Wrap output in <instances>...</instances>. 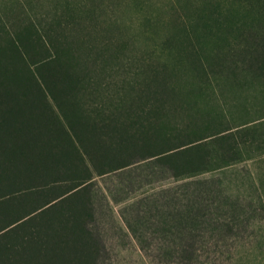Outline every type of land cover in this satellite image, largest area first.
Returning <instances> with one entry per match:
<instances>
[{
    "label": "trees",
    "instance_id": "obj_1",
    "mask_svg": "<svg viewBox=\"0 0 264 264\" xmlns=\"http://www.w3.org/2000/svg\"><path fill=\"white\" fill-rule=\"evenodd\" d=\"M215 2L242 6L264 23V0ZM91 3L56 5L23 19L0 13V264H99L104 245L91 224L103 180L96 178L153 161L183 181L264 158L236 138L264 141L257 133L264 112L219 121L210 133L203 115L178 114L196 99L210 107L205 113H223L219 97L230 112L259 102L264 30L241 26L233 40L215 36L224 44L189 49L177 40L186 27L176 21L158 53L136 66L93 68L87 62L102 52L77 38L78 12L92 16ZM259 174L262 184L264 169ZM189 249L176 244L163 254Z\"/></svg>",
    "mask_w": 264,
    "mask_h": 264
},
{
    "label": "rangeland",
    "instance_id": "obj_2",
    "mask_svg": "<svg viewBox=\"0 0 264 264\" xmlns=\"http://www.w3.org/2000/svg\"><path fill=\"white\" fill-rule=\"evenodd\" d=\"M79 1L0 0V13L23 19L56 5ZM90 1L93 5L89 8L94 13L90 16L86 9L78 12L81 25L77 38L102 52L97 60L87 62L93 68L136 66L144 56L158 53V44L168 33L169 24L176 21L183 23L180 29L186 27L179 31L177 40L189 49L213 48L217 41L224 44L215 36L233 40L241 26L264 30V23L252 21L244 7L225 9L218 7L217 0ZM257 99L259 102L246 112H230L225 98L219 97L223 113L220 109L203 112L210 107L196 99L190 106L182 103L186 106L178 114L180 119L189 120L204 116L205 131L210 133L219 121L231 124L234 119L263 113L264 97ZM258 129L263 139L264 124ZM248 137L244 133L236 135L242 147L250 145L248 154L264 151V141L258 139L251 145ZM260 157L183 181H175L153 161L96 178L103 180L96 218L91 224L104 245L99 264H264V180L261 184L259 174L264 169V158ZM152 199L156 204L149 208L146 204ZM176 244L190 248L192 254H163L164 248Z\"/></svg>",
    "mask_w": 264,
    "mask_h": 264
}]
</instances>
